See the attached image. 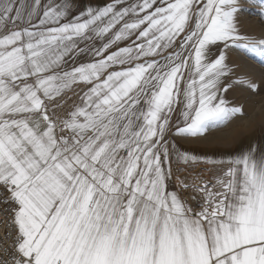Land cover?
I'll use <instances>...</instances> for the list:
<instances>
[{
  "label": "snow or ice",
  "instance_id": "obj_1",
  "mask_svg": "<svg viewBox=\"0 0 264 264\" xmlns=\"http://www.w3.org/2000/svg\"><path fill=\"white\" fill-rule=\"evenodd\" d=\"M254 97L264 0H0V264H264Z\"/></svg>",
  "mask_w": 264,
  "mask_h": 264
},
{
  "label": "rangeland",
  "instance_id": "obj_2",
  "mask_svg": "<svg viewBox=\"0 0 264 264\" xmlns=\"http://www.w3.org/2000/svg\"><path fill=\"white\" fill-rule=\"evenodd\" d=\"M248 115L238 118L232 124L221 129H215L211 133L212 137L221 142L222 148L236 147L248 141L253 136H259L261 129L264 128V98L254 97L252 102L246 104ZM237 126L243 127V135L234 136ZM185 147L196 152H208L210 146L202 141H191L185 144ZM222 158V157H216Z\"/></svg>",
  "mask_w": 264,
  "mask_h": 264
}]
</instances>
